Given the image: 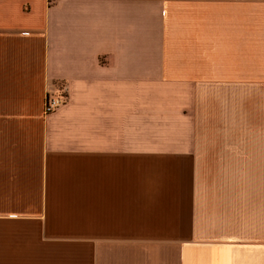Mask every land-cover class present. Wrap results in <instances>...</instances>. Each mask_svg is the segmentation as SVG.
Listing matches in <instances>:
<instances>
[{
  "label": "crops",
  "instance_id": "1",
  "mask_svg": "<svg viewBox=\"0 0 264 264\" xmlns=\"http://www.w3.org/2000/svg\"><path fill=\"white\" fill-rule=\"evenodd\" d=\"M0 264H264V0H0Z\"/></svg>",
  "mask_w": 264,
  "mask_h": 264
},
{
  "label": "rangeland",
  "instance_id": "2",
  "mask_svg": "<svg viewBox=\"0 0 264 264\" xmlns=\"http://www.w3.org/2000/svg\"><path fill=\"white\" fill-rule=\"evenodd\" d=\"M171 100V99H170ZM152 105L150 110H152ZM155 108L161 109L160 105H156ZM168 113H152L149 115V129L147 130L148 135L150 136H172V114H171V104H167L164 106ZM155 114V115H154ZM144 133V131L142 132Z\"/></svg>",
  "mask_w": 264,
  "mask_h": 264
},
{
  "label": "built area",
  "instance_id": "3",
  "mask_svg": "<svg viewBox=\"0 0 264 264\" xmlns=\"http://www.w3.org/2000/svg\"><path fill=\"white\" fill-rule=\"evenodd\" d=\"M65 103V98L59 94L47 93L43 104V113L50 114Z\"/></svg>",
  "mask_w": 264,
  "mask_h": 264
}]
</instances>
